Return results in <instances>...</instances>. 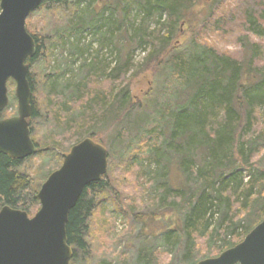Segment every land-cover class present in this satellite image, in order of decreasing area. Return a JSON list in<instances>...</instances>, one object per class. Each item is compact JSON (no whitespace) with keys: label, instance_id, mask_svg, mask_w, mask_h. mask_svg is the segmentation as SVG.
Wrapping results in <instances>:
<instances>
[{"label":"trees","instance_id":"1","mask_svg":"<svg viewBox=\"0 0 264 264\" xmlns=\"http://www.w3.org/2000/svg\"><path fill=\"white\" fill-rule=\"evenodd\" d=\"M81 1L43 0L28 17L27 29L38 47L37 54L28 62H34L43 55L49 56L53 51L52 48L43 51L42 45L43 40L49 37L51 23L64 20L68 24L64 34L51 36L52 40L65 45V36L70 35L73 29L83 30L88 16L95 14L97 16L91 17V21L96 20L106 13L108 5L119 2L103 0L102 10L94 8L93 11L97 0H90V9H80ZM124 1V18L134 7L143 19L154 14L160 18L159 27L146 31L141 43L149 40L154 51L161 52L154 64L156 73L163 65L168 69L165 87L169 97L175 101L168 99L165 109L155 110V114L153 111L145 113L147 119H143L146 122L149 117L153 119L146 129L160 139L161 144L156 148L159 154L154 155L158 166L163 163L161 159L166 160V168L175 161L185 181L183 187H174L163 172V177L159 179L160 192L155 195L160 203H167L168 212L178 213L173 225L160 235L169 246V250L164 252L167 254L166 264H178L176 251L183 252V264H193L200 260L195 253L201 242L211 248L220 237H229L222 245L216 246L214 251L218 255L241 242L264 217V168L257 165L264 153V65L256 64L257 59L264 57V43H251L248 52L245 48L242 58L221 53L196 35L178 48L173 41L180 32V23L202 0ZM77 11L80 13L74 21ZM164 15L166 18L162 20ZM246 22L252 33L264 39V6L247 10ZM105 67L102 74L98 71L89 74L86 82L77 85L73 96H67L68 99L55 89L49 91L51 99L48 100V107L62 116L64 127L51 137V142L44 144L49 149L39 152V155L44 156L48 151L56 154L59 161L56 167L53 166L55 168L47 172H44L43 166L37 171L31 170L23 165L25 159L0 153V210L8 205L33 216L40 208L36 195L42 183L62 163L58 152L70 150L85 136L106 145L105 136L98 129L100 120L112 111L113 124L118 120L124 122L135 107L144 106L142 102H136L129 92L126 77L130 68L127 62L111 72H107L108 66ZM29 80L34 92L31 74ZM13 84L14 81L10 80L9 88ZM10 105L9 100L8 107L0 109V118L17 113V110L15 113L10 111ZM69 106L70 109L75 107V112H71ZM38 117L32 95V115L29 119L32 137L34 127L31 119ZM142 117L140 114L139 121ZM146 137H140L139 146L134 145L136 137H131L117 154L119 159L116 163L111 159L109 150L107 173L85 188L70 212L67 233L72 246L76 244L83 250L87 249L89 240L86 231L103 200L114 203L119 211L129 213L131 208L123 206V199L116 192L111 175L119 167L123 176L130 169L135 173L141 170L140 161L143 155H147V151L142 149L150 145V138ZM66 141L69 145L64 149ZM194 180L199 184L195 185ZM137 190L142 194L143 189L139 187ZM223 206V220L216 223V215L220 214ZM242 221H248L247 227L242 226ZM206 255L210 256L209 253Z\"/></svg>","mask_w":264,"mask_h":264},{"label":"rangeland","instance_id":"2","mask_svg":"<svg viewBox=\"0 0 264 264\" xmlns=\"http://www.w3.org/2000/svg\"><path fill=\"white\" fill-rule=\"evenodd\" d=\"M72 1L79 0H69ZM118 1L108 5L106 13L103 16L99 15L96 20L91 21V17L97 15L88 16L86 22L84 21L86 25L83 30L73 29L70 35L65 36V45L52 40L51 36L64 34L68 30V24L64 20L60 23H51L50 20L49 37L43 40L42 45L43 51L49 48L53 51L49 56L43 55L34 62L29 61V74L33 77L35 85L33 92L35 109L39 114L38 118L31 119L34 127L33 137L36 143L44 146L45 143L52 141L53 135L63 130L62 116H59L52 107H48V100L51 99L49 91L55 89L68 99L73 96L72 92L76 91L74 89L77 85L86 82L89 74L97 71L102 74L105 72H103L105 66H108L107 72H111L113 68L127 62L130 68L126 77L129 92L136 102H142L144 106L135 107L128 114L129 119L124 120L125 123L118 120L113 124L111 111L100 120L98 129L102 130L101 133L105 136V146L108 153L111 150V159L114 163L118 162L117 154L131 137H136L134 145L139 146L140 137L148 136L146 138H150V145L149 148L142 149L147 151V155L142 156L140 171L135 173V170L130 169L123 176L119 167L111 175V182L122 197L123 206L131 210L129 213L119 211L114 203L103 200L98 205L86 231L89 240L87 249L83 250L74 244L71 264H166L167 254L164 252L169 250V246L160 235L173 225L178 213L168 212L167 203H160L155 199V195L160 192L159 179L163 177V172H166L164 176L174 187H183L185 181L175 161L166 168L164 167L166 160L161 159L163 163L158 166L154 155L159 154L156 148L161 144L160 139L146 129L151 126L150 122L153 119L149 117L147 122L143 119H147L145 113L150 114L153 111L155 114L158 109L160 111L165 109L168 99L174 100L169 97L168 88L165 87L168 69L163 65L161 71L156 73L154 64L158 61L161 52H155L149 40L141 43L146 31L159 27L160 18L154 14L143 19V15L139 14L135 7L129 16L124 18L123 7L126 3L124 0ZM102 3L103 0H97L92 10L94 11L95 8L101 11ZM88 4L90 0H82L79 8L90 9ZM263 6L264 0H202L186 14L185 20L181 21L180 32L175 35L173 44L179 48L190 37L196 35L219 52L242 58L245 48L248 52L251 43H264V39L252 33L246 24V11ZM79 13L76 12L74 21L77 20ZM165 18L164 15L162 20ZM32 19L34 20V17ZM256 64L264 65V57L257 59ZM9 92L10 111L15 113L18 104L14 84L9 88ZM69 110L75 112V107L70 109L69 106ZM140 114L143 117L139 121ZM86 137L91 136L84 138ZM68 145V141L64 142L63 148ZM62 153L58 152V155L63 162ZM58 161L57 155L48 151L44 156L38 153L25 159L23 165L35 171L43 166L44 172H47L55 168ZM257 165L264 168V153L261 154ZM194 184L199 183L194 180ZM139 187L143 189L142 194L137 190ZM224 211L223 206L220 214L216 215V223L222 222ZM242 224L243 227H247L248 221H242ZM227 239H229L227 236L226 239L220 237L211 248L201 242L197 246L195 256L201 260L216 255L217 252L214 251L217 249L216 246L222 245ZM176 252L178 264H183V252ZM208 253L210 256L206 255Z\"/></svg>","mask_w":264,"mask_h":264},{"label":"water","instance_id":"3","mask_svg":"<svg viewBox=\"0 0 264 264\" xmlns=\"http://www.w3.org/2000/svg\"><path fill=\"white\" fill-rule=\"evenodd\" d=\"M42 2L0 0V109L9 105L10 80L18 104L15 115L0 118V153L19 160L49 149L33 140L29 121L33 91L28 59L38 47L26 24ZM62 157L61 166L49 174L36 195L40 208L33 216L8 205L1 208L0 264H71L70 212L85 188L107 173L109 153L105 145L86 137ZM193 264H264V217L238 244Z\"/></svg>","mask_w":264,"mask_h":264}]
</instances>
